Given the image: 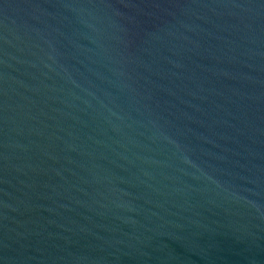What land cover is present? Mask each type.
<instances>
[{"label": "water", "instance_id": "1", "mask_svg": "<svg viewBox=\"0 0 264 264\" xmlns=\"http://www.w3.org/2000/svg\"><path fill=\"white\" fill-rule=\"evenodd\" d=\"M0 264H264V0H0Z\"/></svg>", "mask_w": 264, "mask_h": 264}]
</instances>
